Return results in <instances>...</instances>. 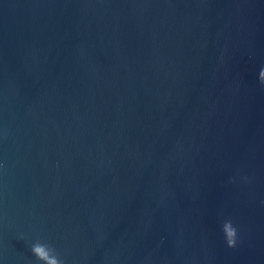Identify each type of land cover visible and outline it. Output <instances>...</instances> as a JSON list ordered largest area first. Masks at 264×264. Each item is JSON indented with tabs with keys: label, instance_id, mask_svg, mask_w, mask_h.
Here are the masks:
<instances>
[{
	"label": "water",
	"instance_id": "95a60500",
	"mask_svg": "<svg viewBox=\"0 0 264 264\" xmlns=\"http://www.w3.org/2000/svg\"><path fill=\"white\" fill-rule=\"evenodd\" d=\"M0 264H264V0H0Z\"/></svg>",
	"mask_w": 264,
	"mask_h": 264
}]
</instances>
